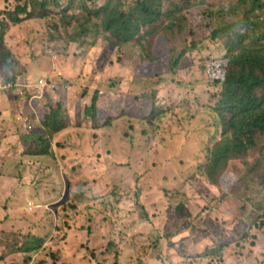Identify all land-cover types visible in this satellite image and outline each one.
<instances>
[{
    "label": "rangeland",
    "instance_id": "1",
    "mask_svg": "<svg viewBox=\"0 0 264 264\" xmlns=\"http://www.w3.org/2000/svg\"><path fill=\"white\" fill-rule=\"evenodd\" d=\"M100 1L103 0L98 1V7ZM26 2L0 0V14ZM59 2L47 19L25 20L8 27L4 33L5 44L14 56L10 76L29 79L32 85L46 79L48 86H54L39 94L40 106L48 114L50 108L61 104L67 129L47 138L55 162L27 160L19 151L12 153L5 145L0 149V264H97L91 253L102 251L108 241L116 245L120 255L102 252L103 260L99 264H264V228L256 231L252 227L264 224V213L256 214L260 211L255 209L256 204L264 203V193L258 187L245 186L246 203L240 208L234 203L235 197L220 199V190L197 177V164H190L184 171L191 175L185 176L168 156L155 157L149 150L152 142L146 144V138L141 137L140 125L123 118L116 120L110 129L93 130L83 114L92 89L100 91L99 106L105 110L103 119L119 116L125 106L123 96H133L130 85L136 82L143 56L134 47H111L103 40L96 41L94 46H90L89 39L82 44L66 43L53 29L60 26V14L67 7V15L78 16L83 12L79 0L72 4L70 0ZM88 8L93 6L89 3ZM185 19L191 25L193 40L201 48L187 54L176 72L162 78L155 90L160 109H176L179 116L195 113L194 123L182 120L180 127L172 124L178 136L196 131L203 121V106L210 104L213 95L210 87L217 86L206 65L223 61L219 43L209 41L211 28L205 14L194 10ZM183 39H187L185 32ZM212 54L220 57L209 58ZM214 58L218 59L216 63ZM154 73L158 71L151 67L145 78H153ZM5 75L0 65L1 131L9 134L16 130L20 136L17 143L25 147L34 146L40 138L47 140L39 124V114H34L30 101L13 98L4 90L9 82L5 83ZM146 128L145 132L152 131L147 125ZM206 142L207 136L202 135L198 144ZM47 163L56 168L51 171L53 174L47 171ZM88 188L92 192L84 202L104 206L96 207L97 214L82 213L90 206L72 200L74 193L88 194ZM176 195H180L182 203L186 198L189 200L192 213L181 224L171 219L174 204L166 202L171 196L176 201ZM57 211L65 212L77 222L73 232L75 242L58 243L68 255L61 254L62 262H55L49 254L38 250L26 263L15 251L16 246L33 236L52 237ZM89 215L95 223L90 236L80 229L91 225ZM102 221L105 225L98 227L104 224ZM246 230L248 237L241 240ZM49 243L47 240L46 245ZM169 249L178 251L180 260L164 253Z\"/></svg>",
    "mask_w": 264,
    "mask_h": 264
},
{
    "label": "trees",
    "instance_id": "2",
    "mask_svg": "<svg viewBox=\"0 0 264 264\" xmlns=\"http://www.w3.org/2000/svg\"><path fill=\"white\" fill-rule=\"evenodd\" d=\"M73 1L70 0L69 4ZM98 1L79 0V8L83 13L78 16L67 15V7L60 14V26H54V31L66 43L82 44L89 39L90 46H94L96 41L103 40L111 47H134L143 57L141 69L136 72V82L130 85L133 96H123L125 106L119 116L112 115L103 119L105 110L99 106L100 91L92 89L90 103L83 114L93 130L110 129L116 120L126 118L131 124L140 125L143 130L141 137L146 138V144L152 142L149 150L155 157L168 156L185 176L191 174L184 170L190 164H197V177L207 182L211 188L220 190V199L235 197L234 203L242 208L247 198L243 191L245 186L248 188L255 185L264 193V0H103L99 7ZM89 3L93 8H88ZM59 4V0H27L24 5H17L13 11L0 14V65L6 74L5 83L15 80L13 75L10 76L14 56L5 44V30L10 26L20 25L25 20H45ZM194 10L205 14L211 28L209 41L219 43L218 49L222 52L223 61L217 65H206L211 71L210 73L206 69L208 75L217 86L212 84L210 87L213 95L210 104L203 106V121L195 128L196 131L178 136L172 124L180 127L182 120L194 123L195 113L186 112L179 116L176 109H160L155 90L163 81L162 78H168L176 72L187 54L201 48L193 40L191 25L185 19ZM184 32L187 39H183ZM179 38L182 40L177 43ZM212 56L220 57L212 54L209 58ZM216 60L218 59H213L214 62ZM151 67L158 73H154L153 78H145L150 74ZM27 81L31 84L29 79ZM204 82H208L207 77ZM108 88L112 89V85ZM139 88L141 92L138 93ZM25 92L27 100L30 96L37 95L36 99L31 100V108L34 114H39V124L47 135L46 139L67 129L61 104L50 108V112L46 114L40 106L37 90L27 88ZM146 125L152 131L145 132ZM202 135L207 136V142L198 144ZM19 137L16 130L6 134L0 128V149L5 145L12 153L19 151L21 156L34 162L56 161L48 139H37L34 146L25 147L17 143ZM54 170L56 168L48 164L47 171L53 174L51 171ZM87 190L88 194L83 191L74 193L72 200L90 206L87 212L83 210L82 213L97 214L96 207L104 206L84 202L89 200V193L92 192L90 188ZM160 192L164 197V192ZM166 199L169 205L174 204L170 212L172 220L183 223L182 220L192 217L187 198L184 199V204L179 200L180 195H176V201L173 196ZM255 209L260 211L256 214H263L264 203L256 204ZM89 217L91 225L80 228L88 236L94 231L92 223L95 224L94 217ZM262 219L264 220V214ZM102 223L104 224L98 227L105 225V222ZM76 224L74 218H69L63 211H57L52 237L44 239L33 236L16 246L15 251L26 263L31 261L32 254L38 250L49 254L55 262H62L61 258L68 254L58 243L68 245V242H75L73 232ZM252 227L260 231L264 224ZM249 228L250 225L247 230ZM247 230L241 240L247 239ZM47 240H50L48 245ZM102 252L109 256L120 255L116 251V245L108 241L102 251L93 250L91 253L97 264L103 260ZM215 254L218 255L219 252L216 251Z\"/></svg>",
    "mask_w": 264,
    "mask_h": 264
},
{
    "label": "built area",
    "instance_id": "3",
    "mask_svg": "<svg viewBox=\"0 0 264 264\" xmlns=\"http://www.w3.org/2000/svg\"><path fill=\"white\" fill-rule=\"evenodd\" d=\"M27 88H34L37 90L38 94H41V92L43 90H45L46 88L47 89H53L54 86H51V87L48 86L47 81L44 79H41V80H39L38 83H36L35 85H32V84L28 83L26 78H17L14 80V82L9 81L4 87V89L6 91H11V92L14 91V93L17 95V97H21V98H25V99L27 97L25 89H27ZM36 97H37V95L30 96L28 98L30 103H31V100L36 99Z\"/></svg>",
    "mask_w": 264,
    "mask_h": 264
},
{
    "label": "crops",
    "instance_id": "4",
    "mask_svg": "<svg viewBox=\"0 0 264 264\" xmlns=\"http://www.w3.org/2000/svg\"><path fill=\"white\" fill-rule=\"evenodd\" d=\"M181 224V223H180ZM187 231V230H186ZM180 236V235H179ZM178 236V237H179ZM186 235H181L180 237H185ZM167 245H169V244H167ZM167 245H166V247H167ZM178 252V251H177ZM177 252H171L170 251V249L169 250H166L164 253L165 254H169V255H175V259L176 260H180V257L178 256V253Z\"/></svg>",
    "mask_w": 264,
    "mask_h": 264
},
{
    "label": "clouds",
    "instance_id": "5",
    "mask_svg": "<svg viewBox=\"0 0 264 264\" xmlns=\"http://www.w3.org/2000/svg\"><path fill=\"white\" fill-rule=\"evenodd\" d=\"M41 80V79H40ZM44 80H46V79H44ZM39 82V81H38ZM5 86V85H4ZM5 90V89H4ZM8 92H11V91H8ZM11 94H12V96H13V98H19V97H17V95L14 93V91L13 92H11Z\"/></svg>",
    "mask_w": 264,
    "mask_h": 264
}]
</instances>
